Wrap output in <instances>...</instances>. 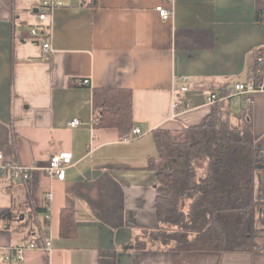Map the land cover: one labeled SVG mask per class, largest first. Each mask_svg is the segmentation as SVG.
Wrapping results in <instances>:
<instances>
[{
  "label": "crops",
  "instance_id": "obj_1",
  "mask_svg": "<svg viewBox=\"0 0 264 264\" xmlns=\"http://www.w3.org/2000/svg\"><path fill=\"white\" fill-rule=\"evenodd\" d=\"M61 1L39 28L50 44L44 55L43 40L21 28L27 10L21 5L31 4L36 14L38 1L0 0V153L31 169L27 181L0 177V264H264V251L182 252L152 240L150 233L163 228L157 173L147 168L157 154L153 131L184 142L185 130L211 115L210 95L253 79L254 52L264 51L258 20L264 0ZM160 6L170 12L167 20ZM98 89L131 91L132 131L140 130L139 137L94 128ZM231 94L221 100L233 102V126L250 107L264 157V93L250 105ZM174 103H180L175 112ZM75 119L79 125L71 127ZM64 152L72 162L57 181L46 165ZM256 196L264 201V169L256 175ZM255 227L264 233V206ZM44 238L49 252L27 250L21 263L5 259Z\"/></svg>",
  "mask_w": 264,
  "mask_h": 264
},
{
  "label": "trees",
  "instance_id": "obj_2",
  "mask_svg": "<svg viewBox=\"0 0 264 264\" xmlns=\"http://www.w3.org/2000/svg\"><path fill=\"white\" fill-rule=\"evenodd\" d=\"M258 20L264 23V13H258ZM260 51L264 52H254V61ZM254 77L255 65L248 79ZM233 85L218 95L219 101L202 125L185 130L184 142H173L166 130L152 132L157 154L148 160L147 168L157 173L156 216L163 229L150 236L172 251H264V233L255 227L264 206L256 196V175L264 169V157L255 145L250 107L234 127L233 102L221 100ZM92 105L94 128L117 129L121 139L130 135L131 91L94 90ZM157 159L182 162L184 167L159 168ZM63 224L69 226L65 220Z\"/></svg>",
  "mask_w": 264,
  "mask_h": 264
},
{
  "label": "built area",
  "instance_id": "obj_3",
  "mask_svg": "<svg viewBox=\"0 0 264 264\" xmlns=\"http://www.w3.org/2000/svg\"><path fill=\"white\" fill-rule=\"evenodd\" d=\"M64 3L61 0H38V4L36 6V14L37 20L39 23L50 22L52 11L56 7H62ZM157 13L159 14L162 20H167L170 16V12L164 8L157 7ZM30 36L32 38H40L43 40L42 50L44 55H46L50 51L49 40L44 37L45 35L40 32L37 28L30 29ZM185 77L181 78L183 83L186 82ZM85 85L88 84V81L83 82ZM187 86H182L181 91H187ZM233 97H241L243 96V103L246 105H250L253 102V96L256 93H264V52L260 51L257 54L256 58V69H255V77L246 82V83H235L231 88ZM219 98L216 94H212L207 99V103L210 105H214ZM238 103V102H236ZM180 104V103H179ZM179 104L174 103L173 110L174 112L177 110ZM79 125L78 120H72L70 123L71 127H76ZM141 135L140 130L134 129L132 131L131 138H136ZM72 162V154L71 153H59L52 155L46 165V173L47 175L57 181H63L65 178V170ZM0 177H4L11 180H23L27 181L31 177V169L20 165L17 162L10 161L6 162L0 153ZM47 200L51 199V195H46ZM48 219V214L45 216ZM52 248L51 241L47 238L39 240L37 242H28L24 246L16 247L13 250V255L6 256L7 261H14L21 263L23 259V253L27 250H43L49 252Z\"/></svg>",
  "mask_w": 264,
  "mask_h": 264
},
{
  "label": "rangeland",
  "instance_id": "obj_4",
  "mask_svg": "<svg viewBox=\"0 0 264 264\" xmlns=\"http://www.w3.org/2000/svg\"><path fill=\"white\" fill-rule=\"evenodd\" d=\"M23 2V0H21ZM33 1L32 3L38 1V0H28ZM23 8L27 9L25 13L23 14V22L21 23V28H37L39 29L41 26V23L37 20V14L32 13V7L31 4L25 3L24 5H21ZM20 6V7H21ZM29 44L33 43L31 40L27 41Z\"/></svg>",
  "mask_w": 264,
  "mask_h": 264
}]
</instances>
